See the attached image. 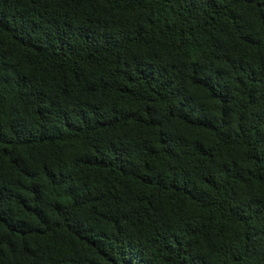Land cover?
I'll return each instance as SVG.
<instances>
[{"label":"trees","instance_id":"trees-1","mask_svg":"<svg viewBox=\"0 0 264 264\" xmlns=\"http://www.w3.org/2000/svg\"><path fill=\"white\" fill-rule=\"evenodd\" d=\"M0 264H264V0H0Z\"/></svg>","mask_w":264,"mask_h":264}]
</instances>
